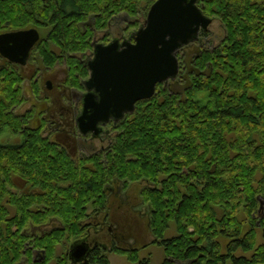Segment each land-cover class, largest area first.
<instances>
[{"label": "trees", "instance_id": "16d2710c", "mask_svg": "<svg viewBox=\"0 0 264 264\" xmlns=\"http://www.w3.org/2000/svg\"><path fill=\"white\" fill-rule=\"evenodd\" d=\"M153 1L0 0V21L12 28L29 23L45 30L44 39H39L34 47L36 58L51 66L58 58L57 52H61L69 66L68 78L75 81L86 77L87 70L68 53L89 48L87 38L106 26L105 19L111 13L134 18L127 29L137 28ZM199 1L203 14H215L221 20L225 37L214 51L204 46L186 59V65L197 66L198 71L182 69L181 91L172 85L164 87L157 83L149 99L139 100L134 111L118 121L119 132L112 141L111 163H101L86 174L73 171L72 165L51 168L52 179L59 178L61 171L66 172L63 174L74 186L76 195L68 192V199L51 212L61 227L40 238L45 261L55 258L53 260L58 264H66V247L60 242L66 235L69 239L80 235L77 221L82 217L81 204L101 193L100 199L96 197L99 203L95 202L104 205L103 187L111 178L118 181L125 178L121 183L124 185L147 177L156 186L143 188L139 198L147 204L151 233L159 239L157 243L167 257L181 263L189 261L187 264L264 263V216L260 219L263 241L250 257H245L237 255V250L249 251L253 234L242 242L239 238L241 224L234 215L242 209L253 224L254 196L256 193L264 196V0ZM33 14L35 19H32ZM89 14L94 15V22L82 23ZM48 43L57 51H51ZM22 80L17 71L0 67V126L9 125L15 119L12 108L23 100L20 93ZM41 144L42 140L35 135L22 157L0 149V158L9 153L8 158L12 160L64 158L55 151H51L52 157L47 156L46 151L41 152ZM175 164L179 165L177 173ZM225 164L228 178L222 181L224 171L221 169ZM182 168L186 172L181 171ZM206 169L215 170L214 175L219 178L209 180ZM257 170L258 178L255 176ZM159 173L169 176L159 182L156 177ZM78 192L84 193L80 203L76 199ZM14 203L19 206L21 228L29 222L41 221L39 215L28 213L24 203L16 200ZM218 207L228 211V219L215 216L213 210ZM170 222L178 234L163 238L162 232ZM3 234L6 237L0 238V257L9 264L10 255L14 259L20 255L25 236H19V248L6 244L10 249L7 251L3 244L10 231L5 230ZM192 234L197 235L192 237ZM225 235L232 238L227 253L223 252L218 240ZM57 244L61 245L60 251ZM116 251L125 253L134 264H150L148 259L138 260L130 251ZM95 256L96 264H108L106 256L99 251ZM45 261L42 264H46ZM172 263L163 260L159 264Z\"/></svg>", "mask_w": 264, "mask_h": 264}, {"label": "flooded vegetation", "instance_id": "af4514ba", "mask_svg": "<svg viewBox=\"0 0 264 264\" xmlns=\"http://www.w3.org/2000/svg\"><path fill=\"white\" fill-rule=\"evenodd\" d=\"M195 4L201 10V2L196 0ZM205 16L211 19L210 23L205 30L199 29L197 38L194 41L188 42L177 49L178 72L173 79L161 83L164 87L170 85L179 87L180 72L183 68L186 67L190 70L193 69L198 71L197 66L186 65V59L204 46H207L210 51H214L219 41L224 39L225 28L221 20L215 14ZM131 18L132 17H128L122 13L117 15H112L111 13L105 19L106 26L101 30H96L90 38H87L89 48L72 54L68 53L69 56L76 58L87 70L86 77L79 78L75 81L68 78L69 66L65 63L66 57H64V54L57 52L56 56L58 58L51 66L41 63L36 58V53H34V47L37 44L30 50L24 65L12 63L6 59L0 58V67L15 70L23 77L21 86H24L25 93L27 94H21V99L23 100L12 108L13 117L15 118L13 122L9 125L2 124L0 126V149L9 150L11 154L22 157L28 142H30L33 136L37 135L42 140V144L40 145L42 147L41 152L46 151L47 153L49 151L47 156L52 157L51 151H55L59 153L61 157H64L62 159L45 160H12L8 158L11 155L9 153L0 158V238L4 240V237H6V235L3 234L4 231H10L3 247L6 246L7 251L10 250L8 246L11 248H19V236L21 234L25 236L20 255L15 259L10 255L7 259L9 260V264H42L43 261H45V249L40 245V238H42L44 234H49L53 229L61 227L59 220L51 215V212L54 213L58 207L62 205L61 203L68 199V192L71 191L73 196L76 195L73 188L74 186L70 185L67 176L63 174L66 173L65 171H61L59 178L52 179L50 177V173H53L51 169L53 166L67 167L72 165V167L77 169L75 172L78 174H86L91 172L90 170H94L95 168L93 167L101 163L105 165L109 164V162L111 163L112 141L119 132L116 128L117 123L125 119L134 109L132 112H126L124 116L115 123L112 121L111 117L105 124L98 123L99 129L96 132H81L78 128L76 119L82 112L83 95L86 92L83 80L89 75L86 62L92 58L93 45L97 43L106 44L112 39L121 41L124 38H128L132 41V34L136 28L127 29L128 24L134 20V18ZM32 19H35L34 14L32 15ZM118 20L124 23V26L118 27L119 29L115 31V34L119 33V35H115L112 33V25L116 24ZM215 21L219 22L223 30L222 34H218L210 28ZM92 22H94V15L92 14H89L86 19L82 21V23ZM28 27L30 28V26L12 28L9 27L6 22L0 21V34ZM96 32H101L100 36L97 38L95 36ZM48 48L51 51H57V49L49 43ZM25 69L28 70V74ZM18 99H20V97ZM25 102H29L28 107L25 108L23 112H17ZM137 102H135V104ZM16 120L17 126H15ZM178 166V164L174 165V171L176 173L178 172ZM213 166L214 165H211V168H213ZM181 171L186 172V169L182 168ZM221 171H224L221 175V180L227 181L226 164ZM206 172L209 180H213L215 177L219 178V175H214L216 173L215 170L206 169ZM46 173L49 174L47 175ZM166 175L167 176L162 174V176L158 178V181L160 182L168 178L169 174ZM255 176L256 178L259 177L258 170ZM138 181L141 182L140 185L144 183L145 185L139 186L136 192L137 194L134 193L132 195L124 191L125 187L121 184L122 181L111 178L110 183L105 184L103 187V206L98 205V199H100L101 193L94 194L92 200L80 205L83 210L82 217L77 221L81 228L80 235L71 239L66 235L65 241L70 243H68V245L62 243L64 244L63 246L66 247V264H96L95 260L97 257L95 255L98 251H115L118 249L127 252L126 248H121L116 244L123 239L125 235L123 234L124 231L137 235L139 224L142 225L143 220L147 222L150 230L149 213L143 202L138 199V193L142 191L143 188H149V183L152 181L148 180L147 177H142L133 182ZM76 183H79V178L76 180ZM83 194V192L77 193V203H80L81 199H83L81 197ZM96 197L99 198L96 200ZM254 199L256 201V207L254 212L251 213V216L255 221L252 225L250 222L241 226L239 238H241L242 242L245 241L246 236L253 232L252 230L254 228H258L259 231L261 228L260 219L264 216V196L263 194L256 193ZM15 200L16 202L19 201L21 204L24 203V207L29 214L39 215L41 221L37 223L29 222L26 226L21 228L20 217L18 216L19 206L14 203ZM135 203L138 205V208L132 205ZM44 215L46 216L45 219L43 217ZM224 217L226 219L229 218L227 213H224ZM112 221L116 222L117 226L113 230ZM81 240L88 247L87 253L84 259L74 262V260L68 257V249L71 243ZM218 240L222 243L223 252L227 253L228 251L226 249L229 247L232 238L225 235L222 238H218ZM154 242H159V239L153 238L150 241V243ZM258 244L250 249L251 255L255 252L254 250ZM144 246L142 245L141 247L143 248ZM158 246L162 247L160 244H158ZM137 249V247H133L132 245L128 250L130 253H134L137 256ZM245 253L246 251H243V249L242 251L241 249L237 250V255L239 256L247 257ZM53 259L55 258H50V260L45 261L46 264H58L57 261ZM137 259L141 260L144 259V257H137ZM170 261L175 264L184 263L178 262L177 260L175 261L174 259ZM0 264H5V261H3L1 257Z\"/></svg>", "mask_w": 264, "mask_h": 264}, {"label": "water", "instance_id": "95a60500", "mask_svg": "<svg viewBox=\"0 0 264 264\" xmlns=\"http://www.w3.org/2000/svg\"><path fill=\"white\" fill-rule=\"evenodd\" d=\"M196 0H154L144 21L132 34V41L112 39L94 44L92 58L86 62L89 75L83 80L82 112L76 119L81 132L94 131L109 118L115 123L135 102L149 99L157 83L173 79L178 72L176 51L194 41L199 29L210 23L195 4ZM36 28L12 30L0 34V58L24 65L38 42ZM87 245L74 241L68 257L81 261Z\"/></svg>", "mask_w": 264, "mask_h": 264}, {"label": "rangeland", "instance_id": "374dc122", "mask_svg": "<svg viewBox=\"0 0 264 264\" xmlns=\"http://www.w3.org/2000/svg\"><path fill=\"white\" fill-rule=\"evenodd\" d=\"M260 0H256V2H259ZM132 19V18H131ZM124 22V21H123ZM26 26H30V27H33L32 25H30L29 23L26 25ZM121 26H124V23L122 22H119V20L116 22V24H113L112 25V33L115 34V31L118 30L119 28L118 27H121ZM29 28V27H28ZM35 28V27H34ZM210 28L212 30H214L215 32H217L218 34H222L223 33V30L221 28V26L219 25V22L215 21L212 23V25L210 26ZM25 29V28H24ZM38 30V33H39V36H40V39H44V36H45V30H40L39 28H36ZM118 32V31H117ZM101 34V32H96L95 33V36L96 38L99 37ZM117 35H119V33H116ZM115 34V35H116ZM26 73L28 74V70L25 69ZM26 87V86H25ZM175 90H180V87H174L172 86ZM22 90H21V94L23 95H27L25 93V89H24V86L22 85L21 86ZM29 105V102H25L24 104H22V107L19 108V110L17 112H23V110L25 108H27ZM7 137V135H6ZM96 143V142H95ZM47 154V153H46ZM190 156V154L188 155ZM73 171H76L77 169L72 167ZM162 176V173H159L156 175L157 178H160ZM142 177H140L139 179H141ZM137 179V180H139ZM148 179V178H147ZM149 180V179H148ZM121 181H125V178H121ZM141 182H127V183H124L123 187H125L124 191L128 194H134L137 192V190L139 189V186H144V184L140 185ZM129 185V186H128ZM156 186L154 183H149V187L152 188ZM140 193L141 191L138 193V196H140ZM137 194V193H136ZM141 197V196H140ZM140 200V198H138ZM146 204V203H145ZM134 205L135 208H138V205L135 203V204H132ZM141 205V204H140ZM145 207L147 206L144 205ZM214 211V214L216 217H224V213H227L228 211L225 209V208H219L218 209H215L213 210ZM235 217H236V220L242 225H246L247 223H250V219L245 215L244 211L242 209H238L236 211V213H234ZM139 216V215H138ZM149 217V216H148ZM56 218V217H55ZM57 219V218H56ZM252 225V223H251ZM116 222H113L112 221V230L114 228H116ZM138 234L136 235L135 233H128L126 231L123 232L124 237L122 240L119 241V243H117L116 245L117 246H120L121 248H126L127 251H129L128 249H130V247H137L138 249L136 250L137 252V257L138 258H141V257H144V259H148V261L150 262V264H159L161 263L163 260H167L169 262H171L170 260L172 258H169L165 255L164 253V250H163V247H160L158 246L157 243H150V241L153 239V238H156L152 233L151 231L149 230L148 228V224L145 220H143V223L142 225L139 224V228H138ZM189 231L190 232H193V229L192 228H189ZM252 234H253V245H256V244H260L263 239L261 238V234H260V231L258 230V228H254L252 230ZM163 233V237H175V235L178 234L177 230H176V227L174 226V224L172 222L169 223V226L168 228H165L164 231L162 232ZM197 234H192V237H195ZM251 235V234H250ZM248 235V236H250ZM247 236V237H248ZM66 238V237H65ZM65 238L62 239L63 241H61L60 243H64L66 245H68V241H65ZM217 239V238H216ZM63 244V245H64ZM258 244V245H259ZM144 246L143 248L141 246ZM60 244H57L56 245V248L60 251ZM250 251V250H249ZM246 252L245 255L247 257H250L251 256V251L250 252ZM123 252V250H122ZM100 253L104 256H106L107 260H108V264H134L133 262H130L128 257L126 256L125 253H118L116 250L115 251H100ZM250 254V256H249ZM172 264H175V263H172ZM183 264H187L186 262H184ZM256 264H264V263H256Z\"/></svg>", "mask_w": 264, "mask_h": 264}]
</instances>
